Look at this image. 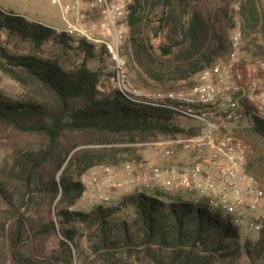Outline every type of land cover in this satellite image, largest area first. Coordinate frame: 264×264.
Wrapping results in <instances>:
<instances>
[{
	"label": "trees",
	"instance_id": "trees-1",
	"mask_svg": "<svg viewBox=\"0 0 264 264\" xmlns=\"http://www.w3.org/2000/svg\"><path fill=\"white\" fill-rule=\"evenodd\" d=\"M154 1L151 5L148 1L133 0L126 5L127 14L122 22L126 33L120 55L127 48L138 67L162 85L176 83L190 73L195 76L215 65L213 55L221 53L227 60L228 47L220 45L219 39L217 46L209 45L210 24L197 6L199 0ZM157 3H162L164 15L168 16L169 11L178 15L176 33L168 37L169 43L158 47L162 56L171 55L176 50L178 65L170 72V77L158 70L143 23ZM240 15L246 19L244 34L264 28V18L258 14L254 0L240 3ZM184 17L188 18L186 24L181 22ZM1 30L29 44L33 52H10L0 44V71L30 90L25 97L16 99L0 92V125L20 134L41 138L37 148L12 151L10 160L0 168V200H4L17 214L7 237L11 264H72L70 245L75 251L79 249L76 237L83 235L78 230L81 227L90 230L92 236L94 234L96 240H93L92 248L95 251L114 252L119 245L129 247L135 234L126 221L117 218L121 207L133 209L136 223L143 233L141 242L143 245L146 243L148 251L150 244L172 250L171 263L179 260L182 264H212L225 258L235 261L243 254L253 264H264V223L254 232L256 238L241 239L238 227L233 226L221 212L210 211L204 200L178 202L171 198L173 194L163 191L152 190L155 195L150 196L137 190L123 195L117 204L112 201L109 206L92 205L87 212L71 210L84 192L79 176L95 166L113 167L105 164V158L110 151L117 153L121 148H108L118 141L107 137L126 136L123 144H144L159 141L160 137L196 136L200 130L196 125L189 128L175 126L172 124L175 120L185 118L161 107L133 103L116 87L108 92L100 91L99 74L87 67L86 59L93 58L95 49L107 56L103 45L96 47L84 38H75L0 8ZM46 43L59 45L66 53L80 52L86 59L73 69H65L59 58L39 55ZM208 48L213 54H208ZM194 83L193 80L185 91L178 84L164 85V89L150 86L143 89L186 92ZM242 105V119L248 118L252 133L264 140V114L256 112V108L247 101ZM66 133H90L97 139L76 142L64 148L60 145ZM80 145L101 147L76 150ZM10 185L17 186L20 191L21 204L18 206L11 204ZM35 193L47 200L49 214L45 222L33 228L19 213L24 201H29ZM53 202L55 219L50 212ZM25 232L34 237L53 234L60 253H53L43 260H38L39 256H24L20 245ZM158 256L154 257V263L165 264Z\"/></svg>",
	"mask_w": 264,
	"mask_h": 264
},
{
	"label": "rangeland",
	"instance_id": "rangeland-1",
	"mask_svg": "<svg viewBox=\"0 0 264 264\" xmlns=\"http://www.w3.org/2000/svg\"><path fill=\"white\" fill-rule=\"evenodd\" d=\"M127 4L133 0H127ZM148 1V4H154V0ZM245 0H199L197 6L202 11L203 16L208 20L209 30V45L215 47L219 44L228 47L229 37L234 31L240 32L241 50L238 62V69L242 71L244 78L242 81L243 88L246 94L250 97V104L256 108V112L264 114V28L256 29L250 34H244L243 27L246 19L240 15V3ZM257 6V11L264 18V0H254ZM62 4L73 3L74 0H60ZM0 8L5 11L21 15L28 20L38 22L45 26L55 28L58 31H63L66 23L61 15L60 8L51 3V0H0ZM154 9V10H153ZM153 11L147 14L143 19L145 30L150 38V43L153 47L155 61L158 65V70L162 71L170 77V72L176 69V56H162L158 47L163 43H169L168 37L174 35L178 26V15L172 12L168 16L164 15L162 3H157L153 7ZM142 12V11H141ZM167 20L164 22L162 18ZM72 23L86 24L88 27L97 26L101 21V16L97 11L87 10L85 0H80L79 5L74 9L72 14L67 17ZM188 20L187 17L182 18L181 22ZM121 40L119 43V55L121 51V42L125 38L126 28L121 30ZM248 31V29L246 30ZM0 44L15 53H31V46L27 43L20 42L14 37L9 36L5 31H0ZM100 45H96L98 47ZM208 54H213L208 48ZM40 56L59 58L65 69H73L79 66L86 58L83 54L77 51H69L68 53L61 50L59 45L46 43L42 46ZM225 56V55H224ZM223 54L213 55V60L216 64L226 63ZM124 64V82H127L132 88L144 90L143 88L164 89L173 84H178L183 87V91L189 88V84L194 80V74H187L185 79L176 83L158 84L150 79L137 65L133 56L128 54L127 48H124L120 55ZM87 67L99 74L100 91L108 92L114 87L112 77L114 75V63L107 57L103 56L99 49L93 51V58L86 59ZM0 92L5 96L13 99L25 97L30 93V90L24 89L17 82L11 80L0 71ZM172 124L180 128H189L197 123L189 119L175 120ZM229 135L237 142L244 154L246 170L251 174L259 184L264 185V140L255 136L251 129L248 118L242 119L239 123L231 125L228 130ZM97 138L90 133H66L61 139V145L68 148L73 143H81L83 141L96 140ZM108 140H117L118 143H111L108 148H121L119 152H109V156L105 158V164H112L114 172L119 177L126 175V171L131 174L138 173L146 166L158 165H176L179 167L191 166L199 160V153L190 149H185L182 146L177 147L171 156H165L163 153L155 154L154 149L149 143L144 144H123L126 136H109ZM166 138L160 137L159 141ZM122 143V144H121ZM41 144V138L36 135H24L13 131L11 128L0 125V168L10 160L9 155L15 149H33ZM101 146L80 145L76 148H100ZM128 148L129 150H126ZM158 161V162H157ZM75 174V172H74ZM139 188L133 186L129 193L137 191ZM142 192L147 195H155L154 191L143 189ZM11 204L18 206L21 204L20 191L17 186L10 185L8 189ZM127 193L120 191L112 194L113 201L117 204L123 195ZM31 198V196H30ZM171 198L178 202H198V199L193 195L176 193ZM53 202L51 205V217L55 219ZM49 204L47 200L40 194L35 193L29 201H24L20 207L19 216L24 222H29L34 228L46 221L49 214ZM71 210L90 211L91 206L87 205L82 198L71 207ZM210 211L215 212L210 208ZM264 211V202L256 211V214ZM117 218L126 221L135 234L133 244L129 247L119 245L114 252H105L101 250L95 251L92 248L94 234L85 227L78 229L82 232V236L76 237V243L79 247L77 251L70 245L72 254V264H155L154 257H159L165 264H182L179 260L171 263V258L174 256L169 248L160 249L156 245L150 244L149 251L143 245V233L136 223L135 214L131 207L120 208L117 213ZM15 213L10 210L9 205L0 200V264H11L8 257V242L7 237L11 230V225L16 218ZM224 217V214H222ZM26 228V227H25ZM241 239L256 238L254 233H246L237 228ZM93 232V231H92ZM91 234V236H90ZM92 240V241H90ZM57 238L51 233L34 237L26 232L22 234L20 252L24 256H39L38 260H43L51 254L59 252L57 247ZM131 249V250H130ZM224 261H215L212 264H253L248 261L245 255H241L235 261L223 259ZM62 264V263H60ZM202 264V262H199Z\"/></svg>",
	"mask_w": 264,
	"mask_h": 264
},
{
	"label": "built area",
	"instance_id": "built-area-1",
	"mask_svg": "<svg viewBox=\"0 0 264 264\" xmlns=\"http://www.w3.org/2000/svg\"><path fill=\"white\" fill-rule=\"evenodd\" d=\"M127 0H85V7L101 16L97 26L75 24L68 20L80 0L59 6L66 23L64 32L88 43L103 45L105 54L114 63V87L129 101L152 107H161L197 123L196 136L174 137L151 142L155 154L171 156L182 146L199 153V160L191 166H146L138 173L126 171L117 176L108 165L95 166L79 176L84 187L83 201L89 205L109 206L114 192L129 193L138 190H159L169 194L183 193L204 200L213 210L219 211L233 226L246 233L256 232L264 223V211H256L264 202V185L246 170L241 146L229 135L231 125L243 118V101L250 97L243 88L244 75L238 69L241 50L240 32L229 37L227 62L205 68L194 76L195 83L186 92H150L132 88L124 82V62L119 55V43Z\"/></svg>",
	"mask_w": 264,
	"mask_h": 264
},
{
	"label": "crops",
	"instance_id": "crops-1",
	"mask_svg": "<svg viewBox=\"0 0 264 264\" xmlns=\"http://www.w3.org/2000/svg\"><path fill=\"white\" fill-rule=\"evenodd\" d=\"M158 162V161H157ZM242 231H243V229H242Z\"/></svg>",
	"mask_w": 264,
	"mask_h": 264
}]
</instances>
